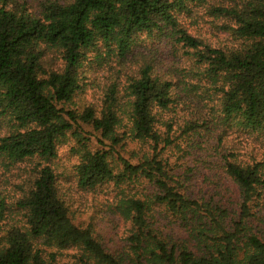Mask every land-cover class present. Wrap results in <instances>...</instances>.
I'll return each instance as SVG.
<instances>
[{"label": "trees", "instance_id": "16d2710c", "mask_svg": "<svg viewBox=\"0 0 264 264\" xmlns=\"http://www.w3.org/2000/svg\"><path fill=\"white\" fill-rule=\"evenodd\" d=\"M199 6L221 20L230 46L204 42L181 25L180 15ZM142 34L159 43L173 40L190 61L169 75L153 55L141 58L126 85L124 112L131 138L150 142L152 154L135 163L118 156L115 171L109 150L89 149L80 137V122L113 145L122 142L117 84L107 87L98 111L64 105L82 91L88 52L95 51L99 63L114 50L123 58ZM48 52L58 53L59 67H48L53 62ZM177 117L183 125L175 135ZM0 122L9 128L0 136V155L8 165L34 157L43 161L17 201L20 225L3 229L7 206L0 197V264H58L55 250L63 249L77 252L69 264H264V156L241 158L224 146L220 133L239 130L264 141V0H41L36 10L0 0ZM70 131L79 143L74 170L82 189L139 180L156 188L147 198L123 197L116 204L133 229L127 258L106 251L88 227L70 217L48 163ZM203 136L223 144L222 168L235 186L234 209L214 202L213 195L188 194L161 157L178 138ZM155 204L184 228L183 238L169 242L149 227L147 214Z\"/></svg>", "mask_w": 264, "mask_h": 264}, {"label": "rangeland", "instance_id": "374dc122", "mask_svg": "<svg viewBox=\"0 0 264 264\" xmlns=\"http://www.w3.org/2000/svg\"><path fill=\"white\" fill-rule=\"evenodd\" d=\"M15 1L26 3L28 8L36 10L41 0ZM180 17L181 25L202 41L220 46L232 44L228 33L220 26L221 20L210 15L206 7H195L190 13L182 14ZM112 53L114 54L110 58L99 63L95 59L96 52H88L89 58L85 62L81 74L82 91L64 106L77 112L92 106L98 111L103 104L102 100L107 87L112 83L117 84L116 95L120 106V111H118L120 123L117 131L119 135H124L122 142L113 145L109 140L101 137L100 132L94 130L90 124L80 122V137L84 141L87 139L89 149L109 150L111 165L117 171L121 166L118 156L135 163L143 156L152 154L150 142L131 138L130 120L128 114L124 112L128 110L126 85L141 58H152L153 55L154 63L158 64L159 70L170 75L176 69L186 67L190 57L179 44H174L173 40L161 39L159 43L143 34L137 37L136 44L125 57L118 58L116 50ZM46 58L53 59L52 63H48V67L57 68L60 66L61 59L58 53L48 52ZM177 75L180 76V73ZM177 118L178 120L173 126L174 131L183 125L181 118ZM157 127L161 133L164 132L163 124H158ZM8 129L4 123L0 122V136L4 135ZM223 129H220V133H223L224 136V146L233 149L241 158L249 160L253 157L264 156V141L261 138L257 139L255 135H246L239 130L223 132ZM179 133L177 131L175 135ZM193 139L178 138L161 157L168 160L170 172L184 181L188 194L197 198H209L213 195L214 202L222 201L226 206L231 207L230 209H234L236 202L231 191L232 185L234 188L235 186L222 168L223 144L204 136ZM77 148H79L78 140L70 131L66 140L58 145L56 156L48 162L58 177L60 192L69 207L70 217L76 225L88 227L106 251L115 257L127 258V255L131 254L128 238L133 229L130 221L120 214L116 204L123 197L147 198L156 191V188L152 183L139 180L119 185L108 182L93 188L82 189L77 185L74 170V165L78 162ZM40 162L43 163L38 157H34L8 165L4 157L0 155V197L4 198L7 206L2 224L4 230L12 225H20L24 221L22 212L17 208V201L22 197L24 189L29 187L34 167ZM147 215L149 227L159 237L171 242L178 241L186 235L184 228L164 210L162 205H152L151 211ZM231 216H234L232 211ZM45 249L47 252L53 251V248ZM55 251L58 264H69L75 261L76 250Z\"/></svg>", "mask_w": 264, "mask_h": 264}]
</instances>
